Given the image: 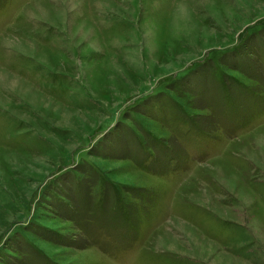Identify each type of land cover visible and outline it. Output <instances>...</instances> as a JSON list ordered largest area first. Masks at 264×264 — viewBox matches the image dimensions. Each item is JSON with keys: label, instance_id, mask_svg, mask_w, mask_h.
<instances>
[{"label": "rangeland", "instance_id": "1", "mask_svg": "<svg viewBox=\"0 0 264 264\" xmlns=\"http://www.w3.org/2000/svg\"><path fill=\"white\" fill-rule=\"evenodd\" d=\"M0 264H264V0H0Z\"/></svg>", "mask_w": 264, "mask_h": 264}]
</instances>
